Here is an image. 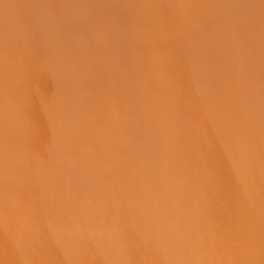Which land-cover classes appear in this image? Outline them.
Returning a JSON list of instances; mask_svg holds the SVG:
<instances>
[{
  "label": "bare ground",
  "instance_id": "obj_1",
  "mask_svg": "<svg viewBox=\"0 0 264 264\" xmlns=\"http://www.w3.org/2000/svg\"><path fill=\"white\" fill-rule=\"evenodd\" d=\"M6 1L10 5L4 10ZM49 2L56 5L57 20ZM206 2L184 0L185 5L174 7L172 0L112 1V11H103L111 12L104 16L113 23L106 46L95 51L79 47L94 68L81 72L79 61H72L66 77L56 70L58 52L48 51L32 64L29 46L20 47L27 40L23 29L32 19H44L53 31L51 40H58L78 31L79 15L93 12L88 0H0V26L8 29L2 33L0 28V111L21 94V87L24 99L33 97L32 86L42 90L44 100L61 95L52 112L69 158L84 152L96 160L105 142L108 108L119 106L123 95L134 100L116 149L105 148L107 156L116 153L122 160L115 162L117 172L101 192H84L83 157L78 166L68 160L60 166L48 158L51 142L42 143L41 132L26 126L27 115L15 118L17 98L14 107H5L0 118V264H209L195 251L206 233L213 240V229L228 234L231 242L224 247L225 237L223 256L214 253L210 264H264V6L259 10L256 0H244L246 14L237 16L227 47L215 35L223 23L216 17L209 30L199 28L178 53L182 38L171 30L186 29L188 15L205 9ZM9 51L16 54L17 65L25 64L19 82L11 78L17 71L7 68ZM15 84L22 86L13 93ZM37 166V196H28L25 188L16 191L17 173L27 177ZM243 238L254 248L252 258L247 256L250 247L239 244ZM194 240L201 245L193 247Z\"/></svg>",
  "mask_w": 264,
  "mask_h": 264
},
{
  "label": "rangeland",
  "instance_id": "obj_2",
  "mask_svg": "<svg viewBox=\"0 0 264 264\" xmlns=\"http://www.w3.org/2000/svg\"><path fill=\"white\" fill-rule=\"evenodd\" d=\"M91 1H94V2H92V3H90ZM96 1V2H95ZM99 1V2H98ZM88 0V2H89V4L88 5H90V8H91V10L94 12V14H95V16H94V14H93V12H90L91 14L90 15H87V16H85L84 17V15L83 16H81V15H79V19L80 20H78V22H77V24H76V29L78 30V31H74V32H72V33H65V34H62V37H60L58 40H51V34H52V30H47L46 29V26H45V21H44V19L42 20V21H40V20H36V19H32L33 21H31V22H28V24H29V26L26 28V29H23V31H25L26 33H27V40L26 41H24V43L20 46L21 47V49L22 50H24V49H26L25 47H26V45H28L29 47V49L31 50V52H32V64H35V63H37V62H39L41 59H42V57H43V55L46 53V52H48V51H51V52H55V53H60V57L58 56V58L56 59V70H57V72H59V73H61V75L63 76V74L67 77V75L69 74L70 75V73H71V71H72V68H71V64L72 63H70V62H72V61H76V60H78L79 61V68H80V71L81 72H83L84 70H86V69H90V67L92 68V66L94 65V63H93V60H92V62H91V59L89 58V60H88V62L86 61V59H84L85 57L86 58H88L87 57V55H85V56H83L84 54V50H82V49H88L89 48V50H93V51H95V49H97L98 50V48H99V50H100V48H101V50L106 46V42L108 43V40L106 41L105 39L107 38L108 39V28L110 27V23L111 22H108L107 20H109L110 21V18L109 17H107V16H104V15H109V14H111V12L110 11H112L111 9L113 8V7H115V5H116V3L117 2H120V0H112L113 2H114V4L112 3V1L111 0H109L110 2H105L106 3V5H105V3H104V1L103 0ZM161 1V0H160ZM205 1H207L206 2V8L205 9H203V10H200V11H198V12H196V13H191L190 15H188L186 18V20H187V25H186V29H179L178 28V30H177V28H174V29H172L171 30V32H173V33H175V32H178V33H175V34H179V36H180V43H179V46H178V53H181V51L183 50V48H184V46L186 45V42L188 41V39H190L193 35H195L196 33H197V31H198V29L199 28H203V29H207V30H209L210 29V27H211V25H212V23H213V21L215 20V18L216 17H221V19L223 20V23H222V25H221V27H219L218 29H220V30H218L217 29V31H216V33H215V35H216V37L219 39V41H220V43H221V45H222V47H227L228 46V44L227 43H229V41H230V38L228 37V36H231V34H232V32L234 31V29H235V24L234 23H236V18H237V16L239 15V14H241V16L244 14H246L245 13V8H247L246 7V3L244 2V0H243V2L244 3H242V0H205ZM235 1V2H234ZM239 1V2H238ZM260 1H262V2H260ZM102 3V4H98V3ZM116 2V3H115ZM52 3V4H51ZM94 3H97L96 4V7H95V5H94ZM172 3L174 4V7L175 6H177L179 3L181 4V5H183L184 4V0H172ZM220 3V4H219ZM222 3V4H221ZM229 3V4H228ZM233 3V4H232ZM254 3H256V5L254 6V7H257V9L259 8V10H262L263 9V7L262 6H259V5H263L264 6V0H259V2L256 0V2H254ZM259 3V4H258ZM7 4V5H6ZM10 5V2L9 1H6L5 3H4V10H7L8 9V7H9V5ZM34 4L35 5H37V3L36 2H34ZM49 4V5H48ZM47 4V6H48V8H49V10H50V12L52 13V15H53V18H54V20H55V17H56V20L58 19V16H57V14L56 13H58L59 14V12H58V10H57V8H56V5H54L53 4V2H49ZM107 4H108V7H107ZM109 4H111V5H109ZM118 4V3H117ZM161 4V3H160ZM245 4V5H244ZM258 4V5H257ZM3 5V4H2ZM102 5H104V6H102ZM185 5V4H184ZM225 5V6H224ZM242 5V6H241ZM92 6V7H91ZM98 6L100 7V6H102V7H100V11L98 10L99 8H98ZM210 8H209V7ZM217 6H220V7H217ZM222 6V7H221ZM243 6L245 7V8H243ZM94 7V8H93ZM104 7V8H103ZM111 7V9H108V8H110ZM214 7V8H213ZM260 7H261V9H260ZM7 8V9H6ZM53 8H55V9H53ZM234 8V9H233ZM239 8V9H238ZM53 9V10H52ZM96 11H95V10ZM105 9V10H104ZM208 9V10H207ZM106 10H110L109 12L107 11V13L108 14H104L103 13V11H106ZM205 10V11H204ZM243 10V11H242ZM52 11H54V12H52ZM204 11V13H202ZM235 11V12H234ZM98 12H100V13H98ZM234 12V13H233ZM244 12V13H243ZM55 13V14H54ZM106 13V12H105ZM208 13V14H207ZM218 13V15H220V16H218V15H216V14ZM100 15V16H102V17H100V16H98L97 17V15ZM101 14H103V15H101ZM223 16H222V15ZM229 14V15H228ZM235 14V15H234ZM92 15V16H91ZM214 15V16H213ZM55 16V17H54ZM81 16V17H80ZM93 16L95 17V18H93ZM202 16H204V17H202ZM210 16V17H209ZM226 16V17H225ZM105 17V18H104ZM253 17H255V15H253ZM84 18V19H83ZM97 18H100L99 20H97ZM104 18V19H103ZM211 18V19H210ZM227 18H228V20H229V22H228V20H227ZM234 18V19H233ZM102 19V20H101ZM107 19V20H106ZM206 19V20H205ZM212 19H214V20H212ZM82 20V21H81ZM87 20V21H86ZM89 20V21H88ZM104 20V21H103ZM200 20V21H199ZM81 21V22H80ZM84 21V22H83ZM97 21L99 22V23H97ZM101 21H103V24H102V22ZM203 21V22H202ZM207 21V22H206ZM92 22V23H91ZM107 22V23H106ZM199 22V23H198ZM209 22V23H208ZM32 23V24H31ZM85 23V24H84ZM90 23V24H89ZM93 23H96L95 25H92ZM198 23V24H197ZM228 23H229V25H228ZM39 24V25H38ZM105 24H109V26H106ZM205 24V25H204ZM210 24V25H209ZM225 24V25H224ZM84 25V26H83ZM87 25H90L89 27L87 26ZM98 25V26H97ZM111 25H113V23H111ZM201 25H203L202 27H201ZM39 26V27H38ZM81 26V27H80ZM83 26V27H82ZM134 29H137V30H143V31H147L146 29L144 30V29H142L143 27L142 26H132ZM135 27H137V28H135ZM228 27V28H227ZM0 28H1V31H2V33H3V31L4 32H6L8 29L7 28H3V27H1L0 26ZM94 28V29H93ZM98 28H100V29H98ZM139 28V29H138ZM145 28V27H144ZM230 28V29H229ZM4 29V30H3ZM104 29V31H106V35H105V32H102L101 30H103ZM223 29V30H222ZM27 30V31H26ZM98 30V31H97ZM100 30V31H99ZM227 30V31H226ZM22 31V32H23ZM37 31V32H36ZM83 33H82V32ZM88 31V32H87ZM92 31V32H91ZM96 33H95V32ZM230 31V32H229ZM50 32V33H49ZM99 32H101V33H99ZM166 32V31H165ZM181 32V33H180ZM219 34H218V33ZM223 32V33H222ZM160 33H164L163 32V30L162 31H160ZM228 35H227V34ZM231 33V34H230ZM48 34V35H47ZM81 34V35H80ZM87 34V36H86V38H84L85 36L84 35H86ZM98 34V35H97ZM182 34V35H181ZM187 34H189V35H187ZM35 35V36H34ZM38 35V36H37ZM70 37H69V36ZM90 35V36H89ZM92 35V36H91ZM31 36V37H30ZM68 36V37H67ZM74 36H75V38H74ZM103 36V37H102ZM226 36V37H225ZM33 37V38H32ZM43 37V38H42ZM47 37H49V38H47ZM79 37V38H78ZM90 37H92V39L90 38ZM94 37V38H93ZM100 37H102V38H104V39H101L100 40ZM106 37V38H105ZM30 38V39H29ZM34 38H35V40H34ZM82 38V39H81ZM96 38H99V39H96ZM229 38V39H228ZM29 39V40H28ZM61 39H62V42H61ZM89 39V40H88ZM94 39V41H92ZM210 39H213V37H211ZM64 40V41H63ZM65 40H67L66 42H65ZM72 40L74 41V42H72ZM90 40L92 41V42H90ZM54 41V42H53ZM59 41V42H58ZM98 41H100L101 42V46H100V43H98ZM105 41V42H104ZM26 42V43H25ZM72 42V43H71ZM76 42V43H75ZM79 42V43H78ZM85 42V43H84ZM224 42V43H223ZM40 43H42V44H40ZM46 43V44H45ZM50 43V44H49ZM57 43V44H56ZM74 43V44H73ZM85 45H83V44ZM90 45H89V44ZM92 43V44H91ZM31 44H33V46H31ZM48 44V45H47ZM56 44V45H55ZM95 44V45H94ZM44 45H46V47L44 46ZM59 45L60 46H62L60 49H59ZM75 45V47H73ZM83 45V46H82ZM87 45V46H86ZM92 45V46H91ZM96 45H97V47H96ZM103 45V46H102ZM44 46V47H43ZM81 46V47H80ZM90 46V47H89ZM6 47V46H5ZM31 47V48H30ZM35 47V48H34ZM48 47V48H47ZM51 47V48H50ZM57 47V48H56ZM79 47L80 48H82V49H79ZM91 47H92V49H91ZM95 47V48H94ZM183 47V48H182ZM47 48V49H46ZM68 48V49H67ZM50 49V50H49ZM56 49V50H55ZM63 49V50H62ZM76 49H79L78 51H76ZM33 50H34V52H33ZM41 50V51H40ZM62 50V51H61ZM67 50V51H66ZM70 50H72V52H73V54L71 53V51ZM96 50V51H97ZM63 51H64V53H63ZM86 51V50H85ZM68 52V53H67ZM74 52L76 53V54H74ZM78 52V53H77ZM87 52V51H86ZM85 52V54H87ZM11 53V54H10ZM13 53V54H12ZM62 53V54H61ZM66 53V55H68V57H66V55L65 56H63L64 54ZM79 53H81L79 56H77ZM25 54V53H24ZM34 54V55H33ZM83 54V55H82ZM12 55H14V56H12ZM26 55H27V51H26ZM71 55V56H70ZM16 56V54H14V52H12V51H9V54H8V58H10V59H8V66H7V68L9 69V70H11V72L12 73H15L16 71V76H14V74H13V76H11V78L13 79V77H14V80H16L15 82H19V79L21 80L22 78L21 77H23V73L22 72H25V71H23V70H25V64L23 65V60L19 63V65H17V59L16 58H14ZM41 57V58H40ZM61 57H63V58H61ZM64 57H65V59H64ZM73 57V58H72ZM75 57V58H74ZM77 57H82V59L80 58V59H78ZM69 58V59H68ZM70 58L72 59L71 61H70ZM67 59H68V61H67ZM10 60V61H9ZM14 60V61H13ZM63 60V61H62ZM85 63V64H84ZM91 63V64H90ZM63 64L64 66H65V68H64V66L61 65ZM68 64V65H67ZM93 64V65H92ZM15 65V66H14ZM91 65V66H90ZM9 66H11V67H9ZM19 68H18V67ZM23 66H24V68H23ZM61 66V67H60ZM69 66V67H68ZM85 66V67H84ZM88 66V67H87ZM59 67V68H58ZM82 67V68H81ZM62 68V69H61ZM85 68V69H84ZM93 68H94V66H93ZM92 68V69H93ZM14 69V70H13ZM66 69V70H65ZM83 71H82V70ZM63 70V71H62ZM67 70H69V71H67ZM65 71V72H64ZM68 73V74H67ZM21 75V77H19ZM64 76V77H65ZM19 77V78H18ZM16 78V79H15ZM22 84H23V82H21ZM22 84H20V86L18 85L17 86V84H15V86H14V88L12 87L11 88V92H16V90L17 89H20V87L22 86ZM15 87H18L17 89L15 88ZM36 87V88H35ZM32 98H27V99H24L25 98V93H24V90L25 89H23L22 87H21V89L19 90L20 92H21V94H23V95H21V94H19L18 95V93L17 94H15V95H13L12 96V100L10 99V100H8L9 101V104L8 103H6L5 104V107H7V105L8 106H12V107H14V105H15V101H14V99H18L20 102H19V105H16V108H15V113H14V115H15V118L16 119H22V120H24V118L26 119V115H27V117H29V120H28V123L30 124H28V125H26V124H24V126H22V127H24V128H26V126L27 127H29V129L31 128V130H32V132H34L35 130H38V131H40L41 132V140H42V143L45 141V140H49L50 142H51V144H52V146L50 147V148H48L45 152V154L48 156V158H50V160H52V161H54V162H58V164L60 165V166H62V164H63V161H65V160H68L73 166H78V165H80L81 164V161H80V158L82 159V157L84 158V160L86 161L87 159V161L85 162V161H83V163H82V165H80V166H82L83 168V173H84V181H85V184H86V186L84 187L85 189H84V192H91V190H92V192H98L99 190H100V192L101 191H104L105 189H106V187H109L110 186V183L112 182V180H113V177H114V175H115V171L117 172V170L115 169V162H118V160L122 157H118V155H116V153H113V154H111L110 155V157H109V155L107 156L106 155V151H108V149L109 150H112V148H114V149H116V147H117V142H116V140H118V138H121L124 134H125V129H127V127H128V123L127 122H129V118H130V116H131V112H133V108H134V100L131 98V97H126L125 95H123L124 97H123V99H126V100H123L122 99V101L120 102V104H119V106H118V104H115V105H113V104H111L110 105V107L108 108L109 109V111L111 112H109L108 111V113H109V118H108V121H107V123H106V125H105V127H104V131H103V137H104V145L100 148V151H99V153L100 152H102V153H100L98 156H97V159H99L98 161H97V159L96 160H94V157L92 156V155H90V156H88L89 158H86L87 156H85L86 154L84 153V152H82L81 154H80V156L77 158V159H73V160H71V158H69V155L67 154V152H66V149H65V141H64V135H63V132H62V128H61V126H60V124L59 123H57V121L55 120V118L53 117L54 116V114H53V112L52 111H54L53 110V108L55 107V106H58L61 102V98H62V96L61 95H59V94H57V96H54V98L53 99H51V100H44L43 98V96L42 95H44L43 93H42V90L41 89H39V88H37V86H32ZM36 89V91H35V89ZM126 88V86L125 85H123V86H121V89H125ZM35 91V92H34ZM36 94V95H35ZM37 94H39V96L37 95ZM18 95V96H17ZM41 96V97H40ZM35 98V99H34ZM130 98V99H129ZM43 99V100H42ZM27 100V101H26ZM30 100V101H29ZM33 102H32V101ZM42 100V101H41ZM60 100V101H59ZM131 100V101H130ZM133 100V101H132ZM7 101V102H8ZM12 101H14V104L12 103ZM23 101V102H22ZM39 101V102H38ZM37 102V103H36ZM42 102H44V103H42ZM49 102V103H48ZM124 102V103H123ZM126 102V103H125ZM129 102H131V104H129ZM20 103H23V104H20ZM33 103V104H32ZM40 103V104H39ZM28 104L30 105V106H28ZM42 104V106H40ZM45 104H46V106H45ZM47 104H48V107H47ZM123 104V105H122ZM23 105V106H22ZM34 107H33V106ZM41 107H39V106ZM52 105V106H51ZM27 106V107H26ZM130 106V107H129ZM4 107V109L3 110H1L0 111V118H2V117H4L5 116V114H2L1 115V113H5L4 111H6V108ZM39 107V108H38ZM122 107H123V109H122ZM46 108V109H45ZM41 110V111H40ZM113 110V111H112ZM119 110V111H118ZM130 110H131V112H130ZM17 111H18V113H17ZM48 111V112H47ZM50 112H52V113H50ZM19 113H20V115H19ZM113 113V114H112ZM18 114V115H17ZM23 114V115H22ZM46 115V116H45ZM50 115H51V117L52 118H54V119H52L51 117H50ZM124 115V116H123ZM129 116V117H128ZM21 117V118H20ZM49 118H51V119H49ZM112 118V119H111ZM124 118V119H123ZM28 119V118H27ZM46 119V120H45ZM109 119H111V120H109ZM117 119V120H116ZM121 119V120H120ZM44 120V121H43ZM52 120H54V121H52ZM30 121V122H29ZM118 121V122H117ZM126 121V122H125ZM44 123V124H43ZM122 123H126V124H122ZM38 124V125H37ZM47 124V125H46ZM55 124V125H54ZM113 124H115L114 126H113ZM26 125V126H25ZM123 127H122V126ZM36 126V127H35ZM56 126H60L59 128L58 127H56ZM127 126V127H126ZM48 127V128H47ZM38 128H40V129H38ZM44 128V129H43ZM55 129V130H54ZM57 129V130H56ZM120 129V130H119ZM123 129V130H122ZM61 131V132H60ZM105 131H106V134H105ZM108 131V132H107ZM122 131H123V134H122ZM113 134V135H112ZM118 134V135H117ZM122 134V135H121ZM114 137L115 138V141L113 140V138L112 137ZM117 136V137H116ZM108 138V139H107ZM107 140V141H106ZM42 143H40V144H42ZM106 143H108V144H106ZM116 144V146H114ZM106 145H108V146H106ZM110 145V146H109ZM39 146V145H38ZM38 146L36 147V150H32V154H34V153H37L38 152ZM61 146L63 147V148H61ZM113 146V147H112ZM58 147V148H57ZM107 147H109L108 149H105V148H107ZM35 149V148H34ZM62 149V150H61ZM64 149V150H63ZM55 150H56V152H55ZM106 150V151H105ZM60 151V152H59ZM62 151V152H61ZM104 151V152H103ZM51 152V154H49V153ZM106 155V156H105ZM100 156H102V157H100ZM105 156V157H104ZM116 156V157H115ZM65 157V158H64ZM100 157V158H99ZM93 158V159H92ZM103 158V159H102ZM108 159V160H107ZM117 159V160H116ZM90 160H93V163H91V162H89ZM110 160V161H109ZM112 160V161H111ZM122 159H120L119 161H121ZM74 161V162H73ZM95 161H97V163L95 162ZM99 161H100V163L102 164V165H100V163H99ZM106 162H108V164L106 163ZM90 166H89V165ZM92 164V165H91ZM100 165V168H99V165ZM105 164H107V165H105ZM83 165H85V166H83ZM103 165H105V166H103ZM111 165V166H110ZM98 166V167H97ZM101 167H103V168H101ZM36 168V169H35ZM33 170H32V174L31 175H28L27 177L26 176H22L20 173H17V179H16V182H14L13 183V188L16 190L17 188V190L16 191H19L20 190V188H25L26 190L25 191H27L28 192V196H30V197H36L37 195L36 194H38V192H39V189H40V181H41V173H40V169H39V167L37 166V167H35ZM107 168V169H106ZM109 168H114L113 170H111V169H109ZM86 169H88V170H86ZM101 169V170H100ZM104 169H105V171H104ZM100 170V171H99ZM110 171V174H109V172L108 171ZM91 172V174L89 175L90 176V178H89V176L87 175V174H89V172ZM93 171H95V172H93ZM99 171V172H98ZM107 171V172H106ZM15 172H12V174H14ZM92 173L94 174V175H92ZM98 173V174H97ZM102 173V174H101ZM39 174V175H38ZM97 176H96V175ZM100 174H101V176H100ZM105 174V175H104ZM19 175V176H18ZM102 175H103V177H102ZM30 176V177H29ZM32 176V177H31ZM88 176V177H87ZM98 176H99V178H98ZM112 176V177H111ZM94 179H93V178ZM100 177H102V178H100ZM30 178V179H29ZM40 180V181H38V179ZM25 179H26V181H27V183H26V181H25ZM88 179V180H87ZM91 179V180H90ZM102 179V180H101ZM105 180V181H104ZM32 181L34 182V183H32ZM83 181V182H84ZM94 181V182H93ZM97 181V182H96ZM101 181V182H100ZM92 182V183H91ZM96 182V183H95ZM107 182V183H106ZM26 183V184H25ZM30 183V184H29ZM94 183L96 184L95 186H94ZM99 183V184H98ZM35 184V185H34ZM39 184V185H38ZM16 185V186H15ZM26 185V186H25ZM35 186V187H34ZM92 186V187H91ZM99 186H100V188H99ZM16 187V188H15ZM39 189H38V188ZM82 187H83V184H82ZM91 187V188H90ZM95 187H96V190H94L95 189ZM102 187H103V189H102ZM36 188V189H35ZM87 188H88V190L89 191H87ZM93 188V189H92ZM32 190V191H31ZM98 190V191H97ZM82 191H83V189H82ZM34 192H35V194H34ZM31 194H32V196H31ZM84 195V194H83ZM84 197V196H83ZM89 202V201H88ZM255 218V217H254ZM213 231L215 232V234H213V237L215 238H213V240L210 238V234L208 233H206L203 237H202V239L200 240L201 242L200 243H203L202 244V246L201 247H197L198 245H201V244H199V240H194L193 242H194V244H193V247H197V249L199 248H202V251H200L199 249L197 250L198 252H196L195 251V253H200V256H201V259H203L202 261L204 262L205 261V263H211L212 261H213V259L214 260H216V256H218L219 254L221 255H219L218 256V258H220V257H222L223 256V251L225 250V245L224 244H229L230 242H231V238L229 237V235L227 234L226 235V233L225 232H223L222 230H221V232H219V231H217V230H215V229H213ZM213 232V233H214ZM220 233H222V234H220ZM223 233H224V235H223ZM219 234V235H218ZM208 235V236H207ZM224 237H223V236ZM219 237V239L221 240V241H219L217 238ZM222 236V238L223 239H221L220 237ZM227 236H228V238H229V240H228V238H227ZM207 237V238H206ZM212 237V236H211ZM217 237V238H216ZM227 238V241L226 242H222L224 239H226ZM201 238V237H200ZM206 238V239H205ZM204 239L205 240H209V242L210 241H213L212 243L210 242H205L204 241ZM217 239V241H215ZM246 239V238H245ZM198 241V242H197ZM230 241V242H229ZM205 242V243H204ZM214 242H216V243H214ZM218 242H219V244H218ZM223 244H222V243ZM208 244V247L206 246ZM210 244H213V245H211L210 246ZM216 244H218V245H216ZM224 246H222V245ZM226 244V245H227ZM239 244H241V245H243V244H245V245H243V247L246 249V247H250L249 249V251H250V253H247V256H248V258L249 257H253V255H254V253H253V251H254V248H253V246L251 245V244H249L248 242H247V239H246V242H245V240H244V238H243V240H241V243H239ZM246 244H249V245H246ZM195 247V248H196ZM212 247V248H211ZM218 247H220V249H217ZM221 247H222V250H221ZM217 249L218 251H216V250H214V249ZM210 249L212 250V251H215V252H212V251H210ZM252 249V250H251ZM200 251V252H199ZM209 252V254H208V252ZM214 253H217V255L216 256H213V255H215ZM222 253V254H221ZM251 253H253V254H251ZM250 254V255H249ZM199 255V254H198ZM209 258H211V259H209ZM217 258V259H218ZM205 259V260H204ZM212 260V261H211ZM207 261V262H206Z\"/></svg>",
  "mask_w": 264,
  "mask_h": 264
}]
</instances>
